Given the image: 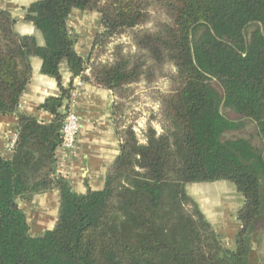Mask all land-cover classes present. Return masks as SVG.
<instances>
[{"label": "trees", "instance_id": "trees-1", "mask_svg": "<svg viewBox=\"0 0 264 264\" xmlns=\"http://www.w3.org/2000/svg\"><path fill=\"white\" fill-rule=\"evenodd\" d=\"M157 9L165 20L152 18ZM24 10L45 44L16 33L15 19L0 10V114L18 123L12 157L0 155V264H249L250 237L257 226L264 230V0H39ZM73 10L101 18L86 60L69 26ZM127 33L136 52L117 45L102 62L98 54ZM32 57L60 89L40 106L53 116L49 124L18 112ZM161 78L169 81L168 91L157 92L161 132L150 120L141 142L118 119L132 85ZM75 79L113 92L121 142L104 188L86 194L57 175L61 109ZM249 123L253 136L225 140ZM216 181L244 199L235 250L187 192ZM51 190L59 192L57 222L34 237L18 201Z\"/></svg>", "mask_w": 264, "mask_h": 264}, {"label": "crops", "instance_id": "crops-1", "mask_svg": "<svg viewBox=\"0 0 264 264\" xmlns=\"http://www.w3.org/2000/svg\"><path fill=\"white\" fill-rule=\"evenodd\" d=\"M36 1L39 0H0V10L9 12L15 19L16 33L33 36L39 46H44L42 34L32 23L24 21V9ZM100 22L98 13L73 10L70 15L69 26L76 38L75 49L84 60L89 57L94 37L101 30ZM30 63L32 77L20 98L18 112L41 124H49L53 116L40 106L49 97H59L60 89L55 79L41 73L40 58L32 57ZM61 72L62 85L69 87L72 76L66 64H62ZM78 81L75 79L74 85ZM75 91L72 110L79 119L80 131L73 149H57V175L68 180L75 193L86 194L88 190L104 188L108 168L120 154L121 142L113 115V92L93 82H81ZM61 111L65 112V106ZM17 131L16 115L0 114V155L5 159L12 157L10 142L17 136ZM258 149L263 150V145L258 144ZM187 192L199 205L224 247L235 250L240 229L238 212L243 206V196L227 181L190 184ZM18 204L26 214L30 235L37 237L55 227L59 210L57 190L36 195L30 202L20 200ZM248 261L249 264H264V230L260 226L248 242Z\"/></svg>", "mask_w": 264, "mask_h": 264}, {"label": "rangeland", "instance_id": "rangeland-1", "mask_svg": "<svg viewBox=\"0 0 264 264\" xmlns=\"http://www.w3.org/2000/svg\"><path fill=\"white\" fill-rule=\"evenodd\" d=\"M158 13H153L154 20L166 19L165 14L159 10ZM152 11H154L152 9ZM152 27V23L147 25ZM117 45H121L125 53H135L136 48L134 43L131 39V36L127 34H123L115 39H113L112 43L108 45L107 49L103 51L101 55L98 54L100 60L102 62L110 60L111 54L113 53L114 47ZM168 79L161 78L153 85H148L144 82L134 84L130 87L129 92L127 94V99L125 101V110L122 116L119 117L118 123L119 126H133L138 138L141 142L144 141V134L148 122L152 120L153 126L161 132L160 127V110H159V103H158V94L157 92H166L169 89ZM225 114L227 117L233 119V113L230 110H225ZM250 124V123H249ZM248 124V125H249ZM240 131L239 133H228L225 136V140L232 139L236 136H244L249 137L250 135L253 136L255 131L252 126H248ZM254 141L257 144H260L256 138Z\"/></svg>", "mask_w": 264, "mask_h": 264}, {"label": "built area", "instance_id": "built-area-1", "mask_svg": "<svg viewBox=\"0 0 264 264\" xmlns=\"http://www.w3.org/2000/svg\"><path fill=\"white\" fill-rule=\"evenodd\" d=\"M81 81H78L74 85V90L72 91L71 98L67 101L65 105V118L63 120L61 129H60V147L64 149H73L75 147L78 133L80 131V122L77 115L73 112L72 106L76 98V86H79ZM17 136H15L11 142L10 147L13 150L16 143Z\"/></svg>", "mask_w": 264, "mask_h": 264}]
</instances>
